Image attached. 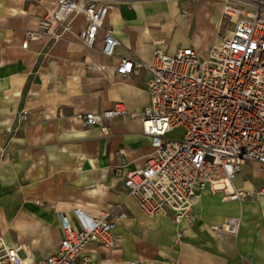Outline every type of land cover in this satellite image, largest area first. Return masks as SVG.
Listing matches in <instances>:
<instances>
[{"label": "crops", "instance_id": "obj_1", "mask_svg": "<svg viewBox=\"0 0 264 264\" xmlns=\"http://www.w3.org/2000/svg\"><path fill=\"white\" fill-rule=\"evenodd\" d=\"M225 1L236 4L112 0L103 23L118 45L107 56L100 49L101 31L91 47L79 42L82 16L53 39L39 26L53 10L52 1L0 0V237L6 246L18 248L27 261L37 260L57 248L58 212L70 216L79 206L96 216L122 200L126 218L115 223L114 246L91 242L84 249L97 264H264V198L228 200L221 190L205 187L192 201L190 220L174 224L170 212L144 216L122 184L125 172L142 166L151 151L137 119L148 104L150 73L134 67L128 75L116 74L119 59L148 64L155 48L171 53L180 47L175 42L182 15L187 28L199 21L210 25L207 47ZM25 31L35 37L22 48ZM116 101L124 113L104 122L106 132L79 123L78 114ZM230 185L264 188V166L244 161ZM234 216L235 234L211 230Z\"/></svg>", "mask_w": 264, "mask_h": 264}, {"label": "built area", "instance_id": "obj_2", "mask_svg": "<svg viewBox=\"0 0 264 264\" xmlns=\"http://www.w3.org/2000/svg\"><path fill=\"white\" fill-rule=\"evenodd\" d=\"M53 10L39 26L55 39L70 31L75 16L84 26L76 34L84 47H91L101 31V52L113 54L118 41L103 20L112 0H50ZM223 2L221 17L233 20L231 29L206 47L200 56L192 47L171 53L155 48L148 64L121 57L115 73L128 75L134 67L148 69V104L138 113L140 130L149 140L145 163L125 172L122 184L144 216L171 213L174 224L189 221L191 204L205 187L221 190L223 199L258 200L264 188L240 190L230 182L244 161L264 166V0ZM24 48L35 34L23 33ZM124 113L122 104L77 115L81 126L98 125ZM21 114L19 119H22ZM181 130L178 139L166 135ZM61 237L56 250L27 261L18 248L6 246L0 237V264H97L85 254L87 244L114 246L115 223L126 218L122 200L96 216L74 206L70 216L58 212ZM239 218L226 217L216 233L235 234ZM181 231L175 232L179 238ZM130 261L129 264H133Z\"/></svg>", "mask_w": 264, "mask_h": 264}, {"label": "rangeland", "instance_id": "obj_3", "mask_svg": "<svg viewBox=\"0 0 264 264\" xmlns=\"http://www.w3.org/2000/svg\"><path fill=\"white\" fill-rule=\"evenodd\" d=\"M217 1V0H213ZM252 1V0H246ZM177 20V19H176ZM178 25L180 26V34H178L179 39L178 42H175V45L180 47L182 46H190L192 47L197 53L202 56L205 52V47L208 42H206L207 38L212 35L213 30L210 28V25L206 22L199 21L195 26L196 22L190 23V26L187 28L188 25V18L185 15L180 16V19L177 20ZM233 20L227 17H221L220 24L218 25L217 30L214 32V39L212 41L216 42L219 38L225 36L227 32L231 29ZM192 25V26H191ZM194 25V26H193ZM178 31V30H177ZM187 41V42H186ZM174 43V42H172ZM181 130L179 128H174L170 132L167 133V137L170 139H178Z\"/></svg>", "mask_w": 264, "mask_h": 264}]
</instances>
